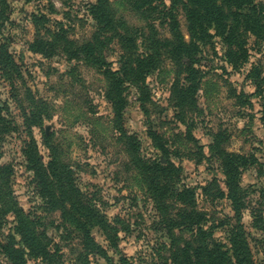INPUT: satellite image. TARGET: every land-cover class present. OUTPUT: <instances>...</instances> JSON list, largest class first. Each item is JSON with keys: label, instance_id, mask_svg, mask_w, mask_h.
I'll list each match as a JSON object with an SVG mask.
<instances>
[{"label": "rangeland", "instance_id": "374dc122", "mask_svg": "<svg viewBox=\"0 0 264 264\" xmlns=\"http://www.w3.org/2000/svg\"><path fill=\"white\" fill-rule=\"evenodd\" d=\"M8 22L2 37L7 38L8 53L16 64L20 77L14 84L0 79V107L2 118L9 124L0 135V179L10 197L17 203L23 215L33 222L40 244L44 245L45 258L28 256L29 264H119L126 259L129 264H176V246L170 240L167 228L160 221L144 184L138 176L115 130L110 103L105 98L107 83L92 63L69 61L67 55H39L29 52L35 38L31 14L43 15L50 22L40 28L56 32L61 23L67 32V40L79 47L91 40L94 23L89 7L96 0H6ZM115 19L127 32L148 30L161 40L170 38V29L163 13L151 18L139 17L124 0H108ZM264 4V0L257 3ZM158 11L171 7L170 0H153ZM180 35L188 40L186 23L181 7H173ZM147 19V21H145ZM120 29L123 35L124 31ZM124 36V35H123ZM44 37L55 42L50 34ZM148 37H152L148 34ZM248 41L249 60L242 69L235 71L222 61L221 47L208 45L196 56L195 65L202 73L201 84L195 95V109L186 116L177 117L171 90L176 81L177 67L162 51V61L146 78L150 90V103L146 105L148 116L142 114L135 89L128 87L125 94L127 105L121 118V128L126 135L134 136L140 143L141 159H158L164 162L161 152L154 149L146 135L150 128L160 137L164 154L174 167L179 168L173 189L193 191V208L202 213L201 227L208 234L207 243L227 250L229 230L241 227L253 264H264V84L260 95L246 79L251 66L259 65L264 76V44L253 45ZM136 53H147L151 47L141 41L131 45ZM109 68L116 69L120 43L116 40L102 51ZM133 52V51H132ZM167 56V57H165ZM74 60V59H73ZM185 62V61H184ZM183 75L179 77L182 82ZM247 96L248 104L235 99L238 94ZM28 97L45 106L47 119L39 130L32 127L29 134L24 115L30 110ZM24 114V115H23ZM50 137L56 147L62 165L71 171V182L78 193L80 203L90 205L95 215L104 221L109 234L115 232V246H110L100 226L87 227L91 243L82 232L62 223L58 209L47 208L38 195L32 180V172L26 169L22 156L24 142L30 136L36 141L42 162L47 164L50 153L43 146L41 133ZM226 153L253 156L257 166L245 170L240 187L244 193L243 207L236 216L225 199L226 187L219 162L211 151L213 141ZM9 172V174L7 173ZM217 185L222 198L210 188ZM212 186V187H213ZM207 188L209 193H205ZM217 198H216V197ZM176 206L173 205L170 215ZM14 218L6 217L0 233L1 244H6L12 233ZM84 222V221H83ZM177 224H181L178 223ZM174 241H191L192 230L178 226L172 230ZM16 238V237H15ZM191 250L197 246H188ZM0 264H8L0 248Z\"/></svg>", "mask_w": 264, "mask_h": 264}, {"label": "trees", "instance_id": "16d2710c", "mask_svg": "<svg viewBox=\"0 0 264 264\" xmlns=\"http://www.w3.org/2000/svg\"><path fill=\"white\" fill-rule=\"evenodd\" d=\"M30 3L34 0H23ZM126 4L132 6L134 13L139 17L146 15L151 18L156 14L163 13V20L168 22L170 38L161 40L154 34L153 26L145 24L148 34L142 30L127 32L123 29V24L115 19V15L109 5L108 0H96L89 7V15L94 23V33L91 40L85 44H74L67 40V32L60 22L56 24V32L50 33L45 29L44 34H50L52 38H58L55 42L47 40L40 35V28L50 21L43 15L37 18L31 14V22L35 29V38L29 45V52L39 55H55L61 53L67 55L69 61L92 63L98 67V72L107 83L105 98L110 103L113 116V123L116 132L120 136L121 143L125 146L131 165L145 186L146 193L160 217V222L165 225L170 235L171 242L176 246V264H253L250 252L247 249L242 228L232 227L229 230V248L220 250L219 243L211 245L207 243L208 234L201 227L203 222L202 213L193 208V191L183 189L177 192L173 189L174 182L179 172L178 167H174L164 154V148L160 137L150 128L146 132L154 149L161 152L164 162L158 159L148 160L139 157V141L130 135H126L121 128L120 122L123 111L127 105L125 92L128 87L135 89L139 108L146 117L148 110L146 105L150 103V90L145 78L161 64L162 51L176 65V81L171 90L174 106L178 109L177 117H184L195 109V95L199 90L202 73L195 65L198 63L196 56L203 52V49L210 45L214 49L221 47L223 62L232 70L242 69L249 60V39L253 40V45L261 47L264 44V4L257 3V0H170L171 7L164 11H158L153 4V0H124ZM161 1V0H160ZM180 6L185 18L186 32L188 40L185 41L180 35L178 23L173 16V7ZM9 7L6 0H0V35L3 33L5 24L8 22L7 11ZM147 21V19H145ZM124 36L120 33V29ZM0 42V79L8 81L9 85L14 84V78L20 77V72L8 53L9 43L7 38L2 37ZM116 40L122 47L123 54H120L117 68H109L105 62L103 50L110 43ZM136 41H141L144 46L151 47L147 53H136L131 45ZM133 51V52H132ZM165 56V57H167ZM74 59V60H73ZM185 61V62H184ZM259 65L251 66L247 72L246 79L254 87L256 95H260V88L264 84V76ZM183 75L180 83L179 77ZM14 79V80H13ZM235 99L248 104L247 96L238 94ZM30 110L24 115V123L29 134L32 127L42 130L43 121L47 119L44 113L46 105L34 101L28 97ZM0 107V135H2L9 122L2 118ZM261 121H264V107L261 111ZM7 131V130H6ZM28 142H24L22 156L26 169L32 172V180L37 189L38 195L45 202L46 210L51 207L59 211L62 216V223H66L82 232L88 243L94 248L92 239L89 236L87 227L100 226L110 246H115V232L107 230V224L95 215L90 205H83L77 198L70 176L71 171L67 166L62 165L57 157L56 147L53 146L50 135L42 131L41 138L43 146L50 153V160L47 164L42 162L38 152L36 141L31 135ZM211 151L219 162L221 172L224 176L226 187L225 199L229 202L232 211L237 216L243 207L244 193L240 187L242 173L250 167L257 166L253 156H244L226 153L219 147V142L213 141ZM9 174V172H7ZM210 188L216 191V196L222 198L217 185ZM213 186V187H212ZM205 193H209L207 188ZM215 196V197H216ZM217 198V197H216ZM176 206L173 215V205ZM11 214L14 218L12 233L7 235L6 244H1V251L8 264H29L27 257L34 259L48 256L44 252L42 244L36 232V227L28 216L23 215L13 197H10L7 187L0 179V233L6 223V217ZM84 221V222H83ZM179 223L181 224H177ZM180 226L186 230H192L194 236L191 241H182L183 248L174 241L172 230ZM16 237V238H15ZM188 246H197L191 250ZM119 264H129L126 259L119 261Z\"/></svg>", "mask_w": 264, "mask_h": 264}]
</instances>
